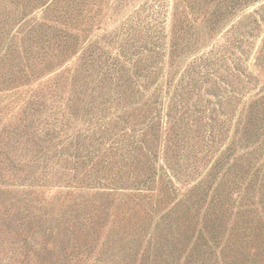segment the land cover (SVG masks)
Wrapping results in <instances>:
<instances>
[{
    "label": "rangeland",
    "instance_id": "374dc122",
    "mask_svg": "<svg viewBox=\"0 0 264 264\" xmlns=\"http://www.w3.org/2000/svg\"><path fill=\"white\" fill-rule=\"evenodd\" d=\"M0 264H264V0H0Z\"/></svg>",
    "mask_w": 264,
    "mask_h": 264
}]
</instances>
